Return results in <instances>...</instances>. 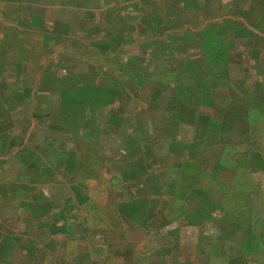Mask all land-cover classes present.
<instances>
[{"label": "rangeland", "instance_id": "374dc122", "mask_svg": "<svg viewBox=\"0 0 264 264\" xmlns=\"http://www.w3.org/2000/svg\"><path fill=\"white\" fill-rule=\"evenodd\" d=\"M73 1L79 3L73 6L83 9H58V36L65 35L71 26L73 35L81 33L83 27L92 46L101 38L111 37L115 29L121 32L118 38L121 44L126 39L133 41L128 37L133 35L148 44L138 42L129 50L121 46L114 52L92 48L84 51L83 46L81 52L80 42L75 41L79 38H74L76 56L57 52L56 68L49 70L57 71L58 82L51 87L58 88V92L51 100H41L40 106L42 116L45 115L41 121H51L53 130L48 132V140L42 141L38 177L33 179L26 173L22 195L17 196L19 203L0 212V264H180L183 261L174 259L175 253L170 259L160 253H169L172 241L190 238L193 230L264 237V139L258 147L248 148L252 160L242 181L249 183L248 195L221 197L216 203L212 197L192 192L193 185L206 181L180 173L181 184L162 200L166 205L162 213L151 210L156 199L148 194L160 182L158 176L147 181L142 174L156 168L173 171L170 177H176L178 172L168 160L146 161V129L134 117L153 111V117L158 119L163 114L177 115L175 112L187 110V100L200 95L194 94L192 81L199 78L202 82V74H192L193 67L201 66L209 76L219 70L214 66L220 67L219 62L211 55L215 43L221 48L227 45L219 59L234 63L233 76L240 74L236 65L247 55L252 67L261 69L264 0H139L128 6L131 11L133 6L139 11H132L126 17L121 16L125 0H120L121 3L100 0L106 4L89 5L83 3L86 0ZM102 6L106 9L102 10ZM87 8L93 10L86 15ZM98 12L109 14L98 17ZM247 26L251 30L247 31ZM242 31L244 36L239 35ZM61 43L58 40V49ZM148 47L149 52H145L144 48ZM180 62L184 63L183 68ZM69 67L88 83L78 90L83 99L64 97L63 90L68 87L64 72ZM113 78L120 80L124 92L118 101H113L96 85L99 79ZM48 87V83L41 85L47 90ZM251 103V123L264 125L260 113L264 101L253 99ZM81 110L83 115L87 114L86 132L82 131L81 121L71 131L65 123L67 116ZM191 127L196 129L181 130L180 136L188 139L208 134L202 119ZM169 132L170 129L155 126L149 133L154 141ZM246 135L240 125L235 126L237 139ZM157 146L153 145L152 150L162 149ZM199 159L186 164L189 169L203 167L201 175L207 177L212 166ZM229 185L225 182L218 187ZM167 188L171 190L170 185ZM180 220L185 224L179 223ZM165 221L167 227L163 225ZM194 222L197 226H193ZM154 253L158 255L154 257Z\"/></svg>", "mask_w": 264, "mask_h": 264}, {"label": "crops", "instance_id": "0c3cea01", "mask_svg": "<svg viewBox=\"0 0 264 264\" xmlns=\"http://www.w3.org/2000/svg\"><path fill=\"white\" fill-rule=\"evenodd\" d=\"M67 1L69 3H66ZM67 1L0 0V212L7 209L6 207L19 203L17 196L22 195L26 173L33 179L37 178L40 173L42 141L48 140V132L53 130L51 121L45 119L41 121V117L45 115L42 116L40 106L41 100H51L58 92V88L51 87V84L58 82L57 71L49 70L51 67L56 68L57 52L63 51L73 57L74 52H78L74 47V38H79L75 41L80 42L81 52L83 46L84 51L92 48L91 50L98 52L105 50L114 52L121 46L129 50L130 46H135L138 42L143 45L148 44L146 40L144 43L138 41L136 35L128 36L132 37L133 41L130 42L129 39H126L125 43L121 44V41L118 40L121 32L115 29L111 37L101 38L96 43H92V46L89 44L88 32L83 27H81V33L73 35L71 26L65 35L58 36V9H83L82 6L72 5L79 4L76 3L77 1ZM92 2L106 4L100 0L97 2L96 0L83 1L87 5ZM132 2L140 1H123L122 5L125 11L121 13V16L126 17L132 11H139L133 8L134 6L132 11L131 8H128ZM101 9L105 10L106 7L102 6ZM144 9L146 13V8ZM91 10L84 9V13L86 12L87 15ZM107 14L109 12H98V17H105ZM137 14L139 15V13ZM137 14L135 15L137 16ZM69 20L71 21V19ZM246 28L249 31L250 28L248 26ZM258 28L254 30L258 32ZM261 33L264 32L261 31ZM239 35L244 36L243 31ZM100 36L102 37L103 34L100 33ZM58 40L62 41L60 49H58ZM214 47L211 55L219 62L220 67L217 68V64L214 65L219 70H214L209 76L201 66L193 67L192 74H197V76L202 74V82L198 81L199 78L197 81L196 79L192 81L191 88L194 94L199 93L200 95L199 97L194 95L195 102L187 98V110L180 113L175 112L177 115L163 114L158 119L153 117V111L147 112L143 116L139 115L138 118L134 115L146 129L145 146L148 149L151 148V150L147 148L145 150L146 161L161 163L168 160L178 172L176 177H170L173 175L171 174L173 171L168 173L167 170L156 168V171H145V174H142L147 181L151 180L154 175H157L160 181L156 182L155 188L148 191V194L156 199L151 207L152 211L164 213L166 205L162 203V200L168 198L169 193L176 192V187L181 184L180 173L182 175L190 174L206 181L199 186L193 185L192 192L199 196L212 197L216 203L221 201V197H229L238 193L248 195L249 183L242 182L245 177L244 173L250 169L249 163L252 160L250 158L252 153L248 148L249 146L258 147L259 141L264 139V125H258V123L253 125L249 119L253 107L251 101L253 99L260 100L262 103L264 101V61L261 60V69L256 70L252 67V61L248 59V55L244 56L240 64L236 65L240 68V74L233 76L232 66L234 63L230 60L219 59L220 53L226 51L227 45L221 48L215 43ZM241 47L244 45L241 44ZM149 50L150 47L144 48L145 52H149ZM261 51H264L263 47ZM74 55L76 56V54ZM214 59H210L211 62H214ZM163 62L165 61L163 60ZM183 62H180V68H183ZM177 63L179 64V61ZM44 69H47V72ZM64 78L68 79V87L63 90L64 97L83 99V96L78 94L79 89L88 85L83 75H79L69 67L68 71L64 72ZM117 78L96 81L97 87L104 89L107 96L113 98V101L120 100L124 93L121 89V82ZM42 83L49 84L48 90L41 88ZM145 94L149 95L147 92ZM128 96L133 98L134 95ZM262 106L263 109L260 108V113L264 117V103ZM199 119L204 120L205 130L208 134L202 135L200 138H196V136L188 139L182 138L181 130L196 129L191 126L196 125ZM79 121L82 123V131L86 132L85 121L88 122V119L87 114L83 115L82 110L80 113L71 112L65 123L71 131H74V125ZM236 125H240L244 129L247 134L245 138L240 136V139H237L234 136ZM155 126H163L166 130L170 129V132L153 141L149 132ZM176 129L177 131H173ZM119 130L120 127L117 125V131ZM248 134H250L249 137ZM157 144V147L162 149L152 150V146L156 147ZM134 153L136 158L138 156L136 149ZM140 156H142V152ZM197 158L206 162L204 164L208 163L210 167L212 166L209 177L201 175L203 171L201 166H196L194 169L188 168L186 162L195 161ZM225 182H229L230 185L225 188L218 187L223 186ZM169 185L171 190L167 188ZM180 222L185 224L184 220H180ZM163 225L167 227L168 223L165 221ZM193 226H197L196 222L193 223ZM228 227L232 228V226ZM199 232L193 230L190 238L172 241L169 253L160 254L170 259L175 253L174 259L183 261L180 264H189V262L192 264H236V261H242L241 264H264V237L262 236L249 238L236 237L233 234L222 235L217 231ZM157 255L158 253H154L153 256ZM185 261L187 262L185 263Z\"/></svg>", "mask_w": 264, "mask_h": 264}]
</instances>
